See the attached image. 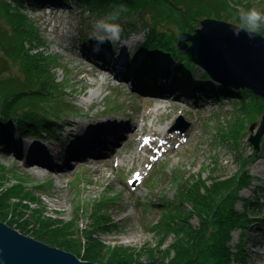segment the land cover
<instances>
[{
  "label": "rangeland",
  "instance_id": "rangeland-1",
  "mask_svg": "<svg viewBox=\"0 0 264 264\" xmlns=\"http://www.w3.org/2000/svg\"><path fill=\"white\" fill-rule=\"evenodd\" d=\"M219 1L226 22L240 21L241 10L264 15V0ZM5 8L0 3V83L54 88L68 106L59 109L54 134L12 132L21 155L0 149L1 222L42 232L79 259L88 240L96 264H164L174 243L192 246L188 229L197 230L196 252L205 261L264 264V135L257 151L249 142L263 104L248 96L242 103L177 99L170 88L167 98L148 91L151 80L129 69L146 40L138 21L129 36L123 26L118 42L105 41L110 48L88 55L82 32H95L103 18L74 1L23 5L22 17L6 26ZM17 26L24 34L15 43L8 35ZM179 117L187 125L172 130ZM109 123L125 128L112 134ZM226 238L229 262H218ZM216 245V256H209Z\"/></svg>",
  "mask_w": 264,
  "mask_h": 264
},
{
  "label": "trees",
  "instance_id": "trees-1",
  "mask_svg": "<svg viewBox=\"0 0 264 264\" xmlns=\"http://www.w3.org/2000/svg\"><path fill=\"white\" fill-rule=\"evenodd\" d=\"M70 1H74L86 12L98 18L106 19L110 15H117V19L108 20L107 22L118 24L121 29L125 26L126 36H129L131 31H135L136 21L141 24L140 29L146 31V40L139 45L129 69L134 71L135 73L132 72L133 75L139 79L143 76L151 80H146L152 84V88L148 91L154 94H161V97L167 98L165 88H170L171 93L177 99L187 97L189 99L198 98L214 101L226 98L237 102L241 101L242 103L246 102V97L248 96V99L252 98L251 101L264 105V100L255 96L249 90L226 89L215 84L206 73L198 70V67L189 60L185 53L179 51L176 47V38L179 32L193 31L198 26V23L206 18L222 20L221 8L225 6V3H221L219 0H0V3L6 4L5 12L2 11V14H5L3 17L4 25L6 26L11 21L22 17L17 11L23 5L56 7ZM11 15L16 16L13 17ZM228 22L241 26V21L228 20ZM16 29L13 32L10 31L8 35L11 42L15 43L21 42L22 36L20 33H23L18 26ZM93 33L84 30L81 36L83 40L81 50H87L88 55L94 53V44L97 43V40L92 35ZM257 33L264 35V27L260 26ZM6 36H3V40H6ZM100 46L105 50L110 48L109 44L106 43ZM140 83L142 84V81ZM0 84V149L20 155L17 138H14L13 131H16L13 132L16 135L25 137L28 133L32 135L39 133L50 135L55 133V129H59V122L57 121H59L60 117L58 113L65 102H60L59 95L54 94L57 93L54 88L52 91L50 90V93L34 90L30 87L18 88L13 79H7ZM50 95L55 96L56 99L47 98ZM64 106L67 107L68 105ZM8 120L12 124H9ZM6 122L8 123V128L3 125L7 124ZM47 167L49 169V166ZM201 188V192L206 190L205 187ZM24 219L28 220L27 217ZM35 220L37 222L42 221L38 218ZM6 225L11 227V224ZM15 229L49 246L70 251L65 243L57 240L53 241L42 232H33L32 229L26 230L25 227L20 225ZM196 231L187 230V233H189L186 234V238L187 240L193 238L192 246L188 242L186 245L183 244L182 248L177 249L174 243L171 246L173 256L164 264H214L213 260H206L208 263H204L206 262L205 259L198 257L195 246L196 238H194V235L196 237ZM185 232L186 230L181 235H178L180 232L176 234L185 236ZM212 236L217 241V237L215 235ZM228 242L229 238L220 242L222 250L218 251H221V256L215 255L217 253V245L213 248L211 247L210 250H215L209 256H216L215 258L218 262L223 260L229 262V258H227L229 257L227 249H230L227 245ZM89 243L86 240L83 246L86 249V253L82 255L81 260L94 263L93 258L87 253ZM171 248L166 250V254ZM117 262L116 264H122V262Z\"/></svg>",
  "mask_w": 264,
  "mask_h": 264
},
{
  "label": "water",
  "instance_id": "water-1",
  "mask_svg": "<svg viewBox=\"0 0 264 264\" xmlns=\"http://www.w3.org/2000/svg\"><path fill=\"white\" fill-rule=\"evenodd\" d=\"M239 31V35L234 33ZM176 47L215 84L232 90H249L264 100V35L249 38L246 29L232 23L206 18L193 31L177 34ZM182 123V126H178ZM181 117L173 129L186 126ZM256 124L250 126L255 130ZM264 135V111L249 142L259 150ZM0 264H96L51 247L0 221Z\"/></svg>",
  "mask_w": 264,
  "mask_h": 264
},
{
  "label": "clouds",
  "instance_id": "clouds-1",
  "mask_svg": "<svg viewBox=\"0 0 264 264\" xmlns=\"http://www.w3.org/2000/svg\"><path fill=\"white\" fill-rule=\"evenodd\" d=\"M115 19H117V15L114 14L95 23L94 27L96 31L92 35L97 40V46L93 48V52H98L99 45L103 44L105 41L118 42L120 40V25L107 22L108 20ZM239 19L241 21V27L247 30L249 38H253L261 24H264V15H261V13L255 9L249 11L241 10ZM234 34L238 36L239 31H236Z\"/></svg>",
  "mask_w": 264,
  "mask_h": 264
},
{
  "label": "bare ground",
  "instance_id": "bare-ground-1",
  "mask_svg": "<svg viewBox=\"0 0 264 264\" xmlns=\"http://www.w3.org/2000/svg\"><path fill=\"white\" fill-rule=\"evenodd\" d=\"M124 58H123V56H122V58H120L119 60H118V63H121L122 61L121 60H123ZM121 61V62H120ZM126 67V66H125ZM110 125L108 126V128H109V132H112V134H114L115 132L117 133L118 131L117 130H119L120 129V131L123 129V128H125L124 127V125L123 124H118L119 126H117V127H115V126H113V125H111V123H109ZM120 127V128H119ZM119 128V129H118ZM109 136V135H108ZM95 146H98V143H96L95 145H94V147ZM147 146H148V149H151V146H149L148 144H147ZM96 148V147H95ZM33 149H35L36 151H38V149L37 148H35V147H31V150H33ZM52 148L49 146L48 147V149L46 148V152H49L50 150H51ZM54 150V149H53ZM96 150V149H95ZM41 151L42 152H44L42 149H40V154H41ZM20 153H21V151H20ZM45 153V152H44ZM21 155V154H20ZM41 155H44L43 153L41 154ZM257 162H256V166H257ZM42 170V169H41ZM41 170H38V172L39 171H41Z\"/></svg>",
  "mask_w": 264,
  "mask_h": 264
}]
</instances>
